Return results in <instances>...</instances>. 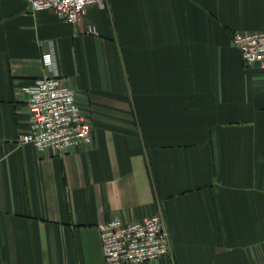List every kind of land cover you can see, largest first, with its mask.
<instances>
[{
    "label": "crops",
    "instance_id": "obj_1",
    "mask_svg": "<svg viewBox=\"0 0 264 264\" xmlns=\"http://www.w3.org/2000/svg\"><path fill=\"white\" fill-rule=\"evenodd\" d=\"M264 0H104L77 24L0 0V264H105L98 226L162 215L170 255L264 264V69L232 34ZM53 52L92 128L67 153L20 145Z\"/></svg>",
    "mask_w": 264,
    "mask_h": 264
},
{
    "label": "built area",
    "instance_id": "obj_2",
    "mask_svg": "<svg viewBox=\"0 0 264 264\" xmlns=\"http://www.w3.org/2000/svg\"><path fill=\"white\" fill-rule=\"evenodd\" d=\"M32 12L51 11L70 24H77L89 5L104 0H28ZM246 66L264 69V32L232 34ZM41 62L47 74L26 88L28 126L19 134L20 145L31 144L39 153L63 154L92 142V128L77 101V94L62 79L53 52ZM259 65L256 66L255 64ZM105 264H142L170 255V238L162 215L154 213L136 221L118 217L98 226Z\"/></svg>",
    "mask_w": 264,
    "mask_h": 264
},
{
    "label": "water",
    "instance_id": "obj_3",
    "mask_svg": "<svg viewBox=\"0 0 264 264\" xmlns=\"http://www.w3.org/2000/svg\"><path fill=\"white\" fill-rule=\"evenodd\" d=\"M255 65H256V66H258L259 64H258V63H256Z\"/></svg>",
    "mask_w": 264,
    "mask_h": 264
}]
</instances>
